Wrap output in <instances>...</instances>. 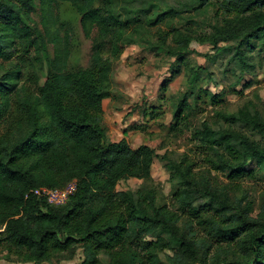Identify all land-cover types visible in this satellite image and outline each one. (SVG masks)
Returning a JSON list of instances; mask_svg holds the SVG:
<instances>
[{
  "label": "trees",
  "instance_id": "obj_1",
  "mask_svg": "<svg viewBox=\"0 0 264 264\" xmlns=\"http://www.w3.org/2000/svg\"><path fill=\"white\" fill-rule=\"evenodd\" d=\"M194 1L213 4L219 20L199 41L217 51L234 48L232 59L247 69L241 46L264 40V0ZM61 3L70 5L91 43L85 67L68 68L72 33L59 19ZM176 13L159 12L148 25ZM128 28L114 0H0V256L42 264L72 261L80 248L83 258L74 264H163L161 254L167 264H264V204L254 213L250 204L231 203L226 188L210 179L212 172L228 183L264 174V116L257 109L215 110L210 121L202 120V104L214 107L221 95L185 92L169 131L190 143V155L168 161L173 206L162 203L151 176L155 150L111 142L103 126L102 103L110 95L112 65L131 43ZM160 35L165 43L170 33ZM191 38L176 39L169 55L179 61ZM230 41L239 42L219 46ZM29 59L46 64L42 85L29 74ZM240 124L261 140L231 129ZM250 160L256 170L245 169ZM129 179L141 180L140 188L116 190ZM73 180L76 191L63 205L30 193ZM183 218L204 237L180 233Z\"/></svg>",
  "mask_w": 264,
  "mask_h": 264
},
{
  "label": "rangeland",
  "instance_id": "obj_2",
  "mask_svg": "<svg viewBox=\"0 0 264 264\" xmlns=\"http://www.w3.org/2000/svg\"><path fill=\"white\" fill-rule=\"evenodd\" d=\"M114 5L121 12L122 19L129 22L127 34L132 37L131 43L112 65L110 95L102 103L106 137L111 142L125 139L132 148L144 144L155 150L151 176L161 186L162 203L172 207L168 161L179 160L184 154L190 155L191 146L183 137L169 131L175 104L185 92L196 93L203 88L220 94L222 101L214 107L202 104L204 109L199 115L202 120L210 121L215 110L235 113L240 109H257L264 116V40H252L241 46L248 64L247 69H241L232 59L234 48L217 51L208 43L199 41L200 35L210 33L211 27L219 21L213 4L198 7L194 0H114ZM169 9L177 12L173 18L155 26L148 25L149 18ZM59 19L71 26L73 45L70 46L68 68L74 70L87 66L91 58V43L79 29V18L69 4H60ZM161 32L170 33L165 43L160 39ZM183 34H190L192 38L178 61L169 55V48L177 46L174 42ZM238 42L220 43L219 46L235 47ZM249 46H253L251 51ZM28 64L29 74L34 73L42 85L47 74L46 64L39 65L32 59ZM151 109L155 112L153 118L149 115ZM231 129L253 140H261L259 133L248 126L233 125ZM255 168L253 160L248 161L245 167L246 170ZM202 170L206 171L205 168ZM210 179L213 185L226 188L231 203L250 204L254 213L264 204V174L245 176L228 183L223 175L212 172ZM141 183L137 179L121 181L116 190L135 191ZM187 221L183 218L178 223L180 233L186 235L191 230L197 238L204 237L199 227ZM190 225L191 228L188 227ZM165 254L171 253L165 251ZM82 258V250L78 248L72 261L56 258L42 264H74ZM160 259L167 264L164 254ZM100 260L108 262V257L100 255ZM0 264L32 263H12L6 256H0Z\"/></svg>",
  "mask_w": 264,
  "mask_h": 264
},
{
  "label": "built area",
  "instance_id": "obj_3",
  "mask_svg": "<svg viewBox=\"0 0 264 264\" xmlns=\"http://www.w3.org/2000/svg\"><path fill=\"white\" fill-rule=\"evenodd\" d=\"M76 191V181H70L62 188H39L30 193L38 198H43L50 205L59 206L67 202V200Z\"/></svg>",
  "mask_w": 264,
  "mask_h": 264
}]
</instances>
